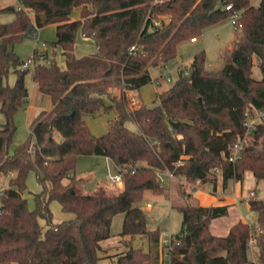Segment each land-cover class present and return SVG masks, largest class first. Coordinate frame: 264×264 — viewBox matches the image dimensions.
I'll use <instances>...</instances> for the list:
<instances>
[{"label":"trees","instance_id":"obj_1","mask_svg":"<svg viewBox=\"0 0 264 264\" xmlns=\"http://www.w3.org/2000/svg\"><path fill=\"white\" fill-rule=\"evenodd\" d=\"M22 3L33 17L13 5L0 8V14L14 15L0 22V109L5 116L0 125V179L13 173L0 195V264H100L101 242L111 237L113 218L120 213L121 238L146 237L148 249L129 246L112 264H264L263 199L248 200L258 213L257 224L239 220L225 235H216L211 222L228 215L229 205L189 203L190 194L181 191V229L173 233L167 261L163 235L148 228L147 213L139 204L148 191L165 193L158 170H170L186 182L210 183L214 192L220 184L225 189L232 180L242 182L247 171L264 181V120L251 134L244 124L248 114L264 108V0L257 6L252 0ZM228 4L232 10L226 9ZM76 7L80 17L72 19ZM239 10L242 34L224 51L219 69H207L205 52L200 51L190 62L189 75L180 69L174 84L158 94V105L129 104L126 92L153 81L151 67L175 59L180 42L197 39ZM32 22L37 27L56 24L57 38L51 43L62 47L65 68L55 58L37 62L33 69L23 67L25 60L14 46ZM80 33L96 50L78 57L75 44ZM133 45L138 49L131 50ZM34 55L39 60L37 49ZM255 57L260 79L254 77ZM29 71L38 89L51 97L52 108L32 118L31 136L10 152L15 114L30 97L25 83ZM11 72L17 74L14 85L4 81ZM101 110L117 115L108 132L96 136L84 116ZM128 121L138 130L129 128ZM238 142L240 152L231 160ZM81 155L105 156L125 168L123 187L100 184L86 191L85 180L75 173ZM31 171L42 185L33 193V208L25 196ZM53 200L73 217L55 223ZM253 238L256 259L247 248Z\"/></svg>","mask_w":264,"mask_h":264},{"label":"rangeland","instance_id":"obj_2","mask_svg":"<svg viewBox=\"0 0 264 264\" xmlns=\"http://www.w3.org/2000/svg\"><path fill=\"white\" fill-rule=\"evenodd\" d=\"M260 0H252V4H259ZM7 5L18 6L19 2L17 0H0V8ZM33 17V12L26 8ZM72 19H78L80 17V7L73 9L71 13ZM14 15L12 13H1L0 22H8L13 20ZM33 28L38 32L37 39L34 38L31 33L26 32L22 40L15 44V52L24 60H28L37 49L43 52L45 49L48 52L50 58H55L60 67H66V59L63 54V49L60 45L54 47L52 41L56 40V24H49L44 27H37L34 22H32ZM242 34L240 27H236L230 18H227L220 22L218 25L210 26L206 28L201 34L197 36V41L193 42L191 39H186L179 43L177 47V57L174 59L175 62L184 63L188 67L192 61L194 55L200 51L205 52L206 62L205 67L209 70H217L223 64V53L227 49L228 45L234 40L235 43L236 35ZM45 42L46 46L43 47L42 43ZM96 50L95 45L90 40L84 38L80 33L78 35V40L75 44V53L78 57L84 56L86 54L92 53ZM259 59L255 57L254 65V77L260 79L262 74L258 66ZM156 67H151L152 79L157 77L156 75L161 72L170 71V80H162L160 84L155 81H151L148 84L142 86L139 90V100L145 104L153 107L159 104L158 94L168 88H170L176 79L178 78V71L173 68L172 64H169L162 71L158 72ZM17 74L11 72L9 76L4 80L5 83L9 85H14L16 83ZM26 86L29 88L30 97L28 102L21 107L15 114L14 121L17 126L16 132L14 134L13 140L10 144L9 150L13 152L15 148L28 140L31 136V131L29 124L32 118L40 111L50 110L52 108L51 97L47 94L42 93L37 84L33 82L32 73L29 71L25 77ZM115 111L107 112L101 110L95 114H86L84 116L87 124L91 128L92 132L96 136H102L106 134L109 130V122L116 118ZM5 122V116L0 109V125ZM126 125L133 129L138 130L137 125L128 121ZM57 140H61L59 133L55 135ZM34 142V139L32 138ZM108 163L110 164V169L108 168ZM146 165V162H141ZM118 171L117 166L112 160H107L103 156L99 155H81L76 164V176L82 177L85 180V190H94L98 185L105 184L110 188L116 186L122 188V185L112 184L109 178L110 172L116 173ZM220 175V173H218ZM11 175H2L0 179V188H5L8 186V182ZM66 182L69 178L65 179ZM198 181L185 183L184 188H178L179 184L166 185L165 193L158 195L151 191L146 192L143 200L139 203L140 206L146 211L148 216V228L149 229H159L160 233L165 235L169 233H178L181 229L182 223V213L177 208V205L183 201V196H181V191L189 192ZM28 190L25 192V196L29 199V205L31 208L34 207L33 193L39 192L42 189V185L37 180V175L35 171H31L28 180ZM116 185V186H115ZM201 185V184H200ZM221 185V184H220ZM177 186V188H176ZM176 188V190H175ZM255 188L252 196L257 199L264 200V181H257L251 171H247L244 176L242 184H238L235 181L229 182L226 187L224 194L225 196H234L241 192L240 196H237V200L230 201L229 214L218 218L213 221L211 229L213 233L217 235H223L221 229H218L219 224L229 225L235 223L240 219L248 222L251 225L257 224L258 213L257 211L250 208L248 204V198L251 196V190ZM211 189L210 185H204V190L209 192ZM224 189H222L223 191ZM196 191V190H195ZM211 194V193H209ZM153 200L152 206H147L149 201ZM186 201L189 203L196 204L197 202L190 196L186 197ZM51 210L54 215V222L58 223L68 218H72V213H66L62 210L61 204L57 200H53L50 203ZM124 214L120 213L114 216L112 227H111V237L107 240L101 242L103 246V251L101 253L102 259L100 264H112L115 263L119 256L126 253L130 247L148 249V239L142 236L126 237L122 239L120 236V231L122 228ZM41 224L45 228V220L41 219ZM257 248L254 245L253 252H249V256L252 259H256ZM167 261V260H166ZM15 264V263H14Z\"/></svg>","mask_w":264,"mask_h":264},{"label":"built area","instance_id":"obj_3","mask_svg":"<svg viewBox=\"0 0 264 264\" xmlns=\"http://www.w3.org/2000/svg\"><path fill=\"white\" fill-rule=\"evenodd\" d=\"M17 1L19 2V5L16 7L18 9L26 10V7L23 5L22 0H17ZM226 9L232 10L233 9L232 4L226 5ZM240 17H241V11L239 10V11H234L233 14L231 15L230 19H231V22L236 27L241 28L242 24L239 21ZM160 23H161L160 21H157V24H160ZM28 32L31 33V35L37 39L38 32L35 30V28H33L32 24H31ZM191 40L195 41L196 38H192ZM42 45H43V47H45L46 43L43 42ZM137 49H138L137 45H133L131 47V50H137ZM38 52L41 54L39 60H36V57L33 53V55L28 60H25L24 65H23L24 68L33 69L37 62H41V63H49L50 62L51 58L49 57L46 49L43 52H40V51H38ZM169 64H172L173 68H175L177 71H179L180 69H183L185 75H189V73H190L189 66L187 67L186 64H184V63L175 62L174 59L169 60V61L164 62V63H161L160 65L156 66V70L158 72H160L164 68H166ZM169 73H170V71L161 72L157 77H155L153 79V81L160 84L162 82V80H164V79L170 80L171 77H170ZM126 95L129 99V104L132 107H136V106L140 105L141 101L139 100V96L137 97V95H139L137 90H128L126 92ZM261 120H264V108L260 109L255 114H248L246 116V119L244 122L245 126L247 127V134H251V133L256 132L258 130L257 124ZM241 146H242V142H238L237 144H235L233 153L230 157L231 160H235V158L238 156V153L240 152ZM108 168H109V170H111L109 163H108ZM117 169H118V171L116 173L110 172L109 178H110L112 184L122 185L123 184L122 176H123V172L125 171V168L117 166ZM157 175H158V178L160 180V183L163 186L171 184L172 180L174 178H176L175 174L173 172H171L170 170H158ZM4 189L5 188H0V195ZM252 193H253V191L251 192V196H252ZM152 203H153V201L148 202L147 206H149V207L152 206ZM172 237H173V233H169V234L165 235V237L162 239V247L164 250V255H165L166 260H168L169 254H170L171 249H172ZM254 245H255V239L253 238L249 241L248 247H247L248 251L250 253L253 252Z\"/></svg>","mask_w":264,"mask_h":264},{"label":"crops","instance_id":"obj_4","mask_svg":"<svg viewBox=\"0 0 264 264\" xmlns=\"http://www.w3.org/2000/svg\"><path fill=\"white\" fill-rule=\"evenodd\" d=\"M255 6H257L258 4L256 3V4H254ZM8 6V5H7ZM2 8V7H1ZM218 25V24H217ZM241 36V34L240 35H236V37H240ZM237 40V39H236ZM191 41H193V40H191ZM195 41H197V39L195 40ZM195 41H193V42H195ZM233 42H234V40L231 42V44H229L228 45V47H227V49H230V48H232L233 47ZM154 69H156V68H154ZM175 69V68H174ZM176 70V69H175ZM160 74V73H159ZM159 74H157L156 76H158ZM34 82V81H33ZM35 83V82H34ZM36 84V83H35ZM139 92V91H138ZM139 94V93H138ZM103 157H105V156H103ZM107 160H109V158L108 157H105ZM10 175H13V173L12 174H10ZM232 181H235V180H232ZM66 182V181H65ZM231 182V181H230ZM236 183H238V184H242V182H240V181H235ZM173 183H175V185L177 184H179V187L178 188H184L185 187V183H187L186 181H184V180H182V179H179V178H174L173 180H172V182H171V185L173 184ZM201 184V185H200ZM168 185H170V184H168ZM204 185H210L211 186V189H209L208 191L209 192H207V191H205L204 190ZM176 188H177V186H176ZM176 188H175V190H176ZM177 188V189H178ZM222 189H224V188H222V185H218L217 186V189H216V191L214 192L213 190H212V185L210 184V183H201L200 181H198L197 182V184L193 187V188H191V191H189V192H187V193H189L190 194V196L197 202L196 204H200V205H219V204H227V205H229L230 206V201L232 202V201H236L238 198H237V196H240L241 195V192H239L238 191V194L237 195H234V196H225V194H224V191H225V189L222 191ZM196 190V191H195ZM252 191H255V188L253 189V190H251V192ZM209 193H211V194H209ZM249 199V198H248ZM151 201H153V200H151ZM234 201V202H235ZM248 201V200H247ZM150 202V201H149ZM249 204V203H248ZM250 206V205H249ZM230 208V207H229ZM224 217V216H223ZM221 218V217H220ZM68 219H70V218H68ZM216 219H218V218H216ZM216 219H213L212 220V222H211V225H212V223H213V221L214 220H216ZM240 220H243V219H240ZM244 221V220H243ZM236 223V222H235ZM234 223H231V224H229V225H224L223 223L222 224H219L218 225V229H221L222 231H220V232H223V235H225L228 231H229V229L231 228V226L233 225ZM211 225H210V229H211ZM211 231H212V229H211ZM212 233H213V231H212ZM213 234H215V233H213ZM217 234H220V233H217ZM216 234V235H217Z\"/></svg>","mask_w":264,"mask_h":264},{"label":"water","instance_id":"obj_5","mask_svg":"<svg viewBox=\"0 0 264 264\" xmlns=\"http://www.w3.org/2000/svg\"><path fill=\"white\" fill-rule=\"evenodd\" d=\"M200 101L202 102V98L200 97Z\"/></svg>","mask_w":264,"mask_h":264}]
</instances>
